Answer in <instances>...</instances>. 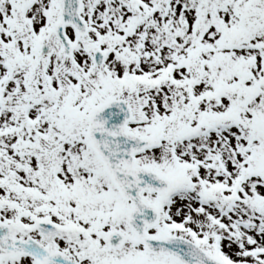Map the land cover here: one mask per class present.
<instances>
[{
  "label": "snow or ice",
  "instance_id": "obj_1",
  "mask_svg": "<svg viewBox=\"0 0 264 264\" xmlns=\"http://www.w3.org/2000/svg\"><path fill=\"white\" fill-rule=\"evenodd\" d=\"M0 264H264V0H0Z\"/></svg>",
  "mask_w": 264,
  "mask_h": 264
}]
</instances>
